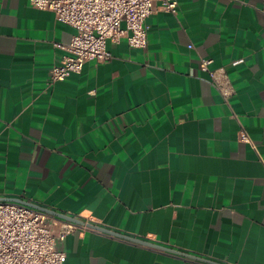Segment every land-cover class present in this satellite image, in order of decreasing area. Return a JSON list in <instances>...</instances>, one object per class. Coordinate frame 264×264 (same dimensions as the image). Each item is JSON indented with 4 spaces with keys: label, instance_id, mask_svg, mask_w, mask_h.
Wrapping results in <instances>:
<instances>
[{
    "label": "crops",
    "instance_id": "crops-1",
    "mask_svg": "<svg viewBox=\"0 0 264 264\" xmlns=\"http://www.w3.org/2000/svg\"><path fill=\"white\" fill-rule=\"evenodd\" d=\"M176 2L147 18L145 49L108 40L109 60L49 86L75 30L0 0V198L264 264V0ZM201 59L228 72L229 103ZM62 246L64 264H207L91 230Z\"/></svg>",
    "mask_w": 264,
    "mask_h": 264
},
{
    "label": "built area",
    "instance_id": "built-area-1",
    "mask_svg": "<svg viewBox=\"0 0 264 264\" xmlns=\"http://www.w3.org/2000/svg\"><path fill=\"white\" fill-rule=\"evenodd\" d=\"M30 3L36 9L53 12L58 21L75 30L64 48L67 53L51 70L49 86L80 74L89 61L109 60L108 40L126 39L131 47L145 49L147 18L158 11L176 14L178 9L176 0H30ZM213 62L201 59L200 69L209 74L224 101L229 103L236 89L223 67L211 68ZM240 140L250 143L245 131H241ZM87 230L114 236L17 201L0 200V264H64L67 254L62 245L67 236Z\"/></svg>",
    "mask_w": 264,
    "mask_h": 264
},
{
    "label": "water",
    "instance_id": "water-1",
    "mask_svg": "<svg viewBox=\"0 0 264 264\" xmlns=\"http://www.w3.org/2000/svg\"><path fill=\"white\" fill-rule=\"evenodd\" d=\"M0 200L17 201V202H20V203L29 205L31 207H34L36 209H39L41 211L47 212V213H49V214H51V215H53V216H55L57 218H60V219H63V220L69 221V222H73V223L85 224L83 221H81L78 218H75L74 216H71V215H68V214H65V213L56 211V210H51L49 208L42 207V206H39L37 204H32V203L23 201L21 199L0 198ZM89 226L92 227V228L101 230L103 232H107L109 234H112V235H114L116 237H120V238L129 240V241L138 243V244H143V245H146V246H149V247H153V248H156V249H160V250H163V251H166V252H170V253H173V254H176V255H180V256H183V257H186V258L194 259V260H197V261H201V262H204V263H207V264H219L217 262L208 260L206 258H202V257L196 256V255H192V254H188V253H184V252H179L177 250L168 248V247L163 246V245L161 246L159 244H155V243H152V242H149V241L141 240V239H138V238H135V237H132V236L124 235L122 233H118V232H115V231H111L109 229H105V228H102V227H99V226H93L91 224H89Z\"/></svg>",
    "mask_w": 264,
    "mask_h": 264
}]
</instances>
